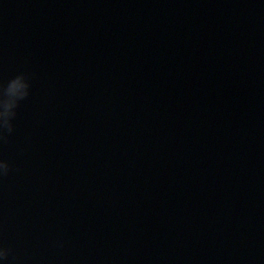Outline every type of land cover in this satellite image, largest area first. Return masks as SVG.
Masks as SVG:
<instances>
[{
	"label": "water",
	"instance_id": "95a60500",
	"mask_svg": "<svg viewBox=\"0 0 264 264\" xmlns=\"http://www.w3.org/2000/svg\"><path fill=\"white\" fill-rule=\"evenodd\" d=\"M20 74L0 264H264V0H0Z\"/></svg>",
	"mask_w": 264,
	"mask_h": 264
},
{
	"label": "clouds",
	"instance_id": "9594fccd",
	"mask_svg": "<svg viewBox=\"0 0 264 264\" xmlns=\"http://www.w3.org/2000/svg\"><path fill=\"white\" fill-rule=\"evenodd\" d=\"M28 79L24 74H20L11 79L6 86L0 85V130L6 129L8 133L13 131L12 119L15 117V109L18 107L19 101L27 98L29 95ZM0 139H5L0 133ZM0 169L6 175L9 170V164L0 161ZM9 249H0V258L7 259Z\"/></svg>",
	"mask_w": 264,
	"mask_h": 264
}]
</instances>
